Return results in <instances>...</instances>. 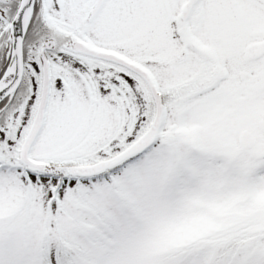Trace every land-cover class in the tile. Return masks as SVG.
Returning <instances> with one entry per match:
<instances>
[{"label": "snow or ice", "instance_id": "snow-or-ice-1", "mask_svg": "<svg viewBox=\"0 0 264 264\" xmlns=\"http://www.w3.org/2000/svg\"><path fill=\"white\" fill-rule=\"evenodd\" d=\"M0 264H264V0H0Z\"/></svg>", "mask_w": 264, "mask_h": 264}]
</instances>
